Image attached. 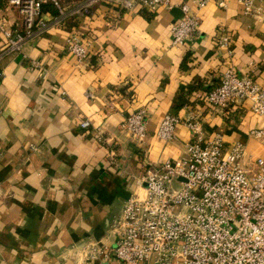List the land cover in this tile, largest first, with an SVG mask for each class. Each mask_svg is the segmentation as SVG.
Segmentation results:
<instances>
[{"label":"crops","instance_id":"crops-1","mask_svg":"<svg viewBox=\"0 0 264 264\" xmlns=\"http://www.w3.org/2000/svg\"><path fill=\"white\" fill-rule=\"evenodd\" d=\"M173 2H188L201 19L183 45L170 33L179 6L132 12L105 1L0 60V264H81L86 245L112 246V223L133 192L144 193L147 164L184 155L191 140L185 124L172 140L157 138L163 118L197 111L195 91L217 85L228 65L264 85V16L245 15L237 0L200 10L193 0ZM0 19L11 25L20 16L0 0ZM221 31L232 53L218 46ZM71 34L89 39L88 62L66 50ZM141 109L149 134L140 146L120 125ZM203 119L208 137L219 131L230 142L264 123L250 110L233 128L217 113Z\"/></svg>","mask_w":264,"mask_h":264},{"label":"built area","instance_id":"built-area-1","mask_svg":"<svg viewBox=\"0 0 264 264\" xmlns=\"http://www.w3.org/2000/svg\"><path fill=\"white\" fill-rule=\"evenodd\" d=\"M113 2L126 11L179 6L182 14L171 28L173 45L198 36L200 16L188 2L173 0H6L20 16L8 25L0 19L7 54L24 53L25 45L52 27H66L71 19L90 12L101 2ZM198 10L210 3L220 8L227 0H193ZM245 15L264 16V0H237ZM46 6L55 10L46 11ZM218 46L232 53V37L221 31ZM66 50L79 63L88 62L89 39L71 34ZM92 97V93L88 94ZM198 110L187 118L167 114L155 136L170 141L175 128L185 124L191 131L185 154L148 163L138 179L144 193L133 192L120 216L112 223L115 242L104 247L88 244L81 264H264V125L250 130L248 140H225L223 132L207 136L203 115L219 114L233 128L245 110L264 117V85L251 73L228 65L220 82L210 90L195 91ZM251 107L245 108V101ZM88 119L80 122L89 129ZM140 146L148 137V114L138 110L120 125ZM101 131L97 138L101 139Z\"/></svg>","mask_w":264,"mask_h":264},{"label":"rangeland","instance_id":"rangeland-1","mask_svg":"<svg viewBox=\"0 0 264 264\" xmlns=\"http://www.w3.org/2000/svg\"><path fill=\"white\" fill-rule=\"evenodd\" d=\"M251 107V101L250 100H246L245 101V108L249 109ZM264 125V123H262L261 125H258L257 127H262ZM255 127V128H257Z\"/></svg>","mask_w":264,"mask_h":264},{"label":"trees","instance_id":"trees-1","mask_svg":"<svg viewBox=\"0 0 264 264\" xmlns=\"http://www.w3.org/2000/svg\"><path fill=\"white\" fill-rule=\"evenodd\" d=\"M54 10V9H53ZM184 66H186V64H185V62H184V64H183Z\"/></svg>","mask_w":264,"mask_h":264}]
</instances>
